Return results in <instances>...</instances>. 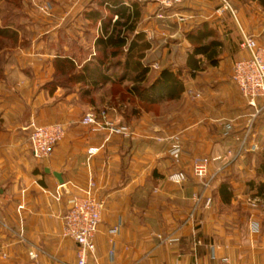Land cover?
Wrapping results in <instances>:
<instances>
[{
  "label": "crops",
  "instance_id": "1",
  "mask_svg": "<svg viewBox=\"0 0 264 264\" xmlns=\"http://www.w3.org/2000/svg\"><path fill=\"white\" fill-rule=\"evenodd\" d=\"M89 1L83 0V3ZM131 3L135 2L126 1L125 5L130 7ZM219 5V0H191L181 6L182 10L171 9L166 20L171 15H179L186 19L185 23L189 19L194 21L184 29V35L195 24L207 22L219 36V30L224 28L219 27L220 16L216 14V10L222 8ZM63 16L62 12L61 18ZM76 16L78 21L83 14L78 18V13L75 16L70 13L66 19L73 20ZM115 20L116 16L112 22ZM138 24L137 32L145 34L144 29L138 30ZM60 32L63 36L64 32L67 33L63 29ZM100 34L99 29L93 38ZM174 35L181 42L182 31ZM93 43L88 46L94 50L93 55L90 52L92 56L95 52ZM182 47L185 50L184 61L177 66L184 68L189 45L183 44ZM41 48L48 51H44L40 55L41 61L35 63L37 68L45 66V71H35L36 81L49 84L51 77L55 76L53 55L50 54L52 49ZM55 48L59 51L61 47ZM153 50L151 44L148 52L156 54L158 62L164 64L160 69L171 67L174 70L176 66L170 47L162 46L160 52ZM147 53L150 81L156 76L157 72L152 68L157 60H149ZM228 53L235 61L247 56L235 46ZM58 54L74 58L72 60L78 66L85 63L84 60L79 63L80 58L70 54L66 46ZM91 55L85 60L88 61ZM11 61L6 59L2 67H6L7 84L10 76L16 78L17 67H24L21 63L16 67ZM225 65L220 53L216 66L205 65L193 76L184 68L187 76L180 98L150 107H143L137 101L135 106H131L128 99L123 101L119 96L103 98L99 104L93 102V96L117 82L116 75H110L109 81L91 94V102L87 106L80 104V94L64 95L60 88L51 93L44 91L43 87L37 88L33 94L29 90L25 96L8 90L0 93V140L18 128L17 122L23 119L24 123L35 125L60 123L65 128L63 141L53 148L46 160H35L28 150V153L23 152L24 155L15 151L11 157L13 163L9 162L10 169L4 170L0 157V264H76V244L64 234V218L70 208V197L61 189L74 193L73 187L86 189L90 184L94 185V194L104 201V206L94 237V252L88 264H226L223 259H228L229 264H264V213L253 212L248 219L238 211L228 218L224 214V208L242 196L254 194L264 199L256 187L258 183H264V177L235 169L233 173L218 171L224 163L222 160L239 164L243 158H238L237 154L253 142L249 143L248 138L244 141L239 139L234 129L239 117L234 113L225 116L219 112V107L212 100L214 93L202 83V79L205 83L209 81L207 75H211L216 84L223 81L224 75L219 78V71ZM127 83L123 80L121 88ZM232 95L239 98L238 92L232 91ZM176 102H179L178 107ZM20 105L29 109L26 117L23 113L17 114ZM113 105L124 117L122 123L135 133L133 137L111 136L106 130L99 131L80 124L87 111L102 106L112 108ZM14 107L15 111H12ZM3 140L0 141V149L6 147ZM21 145L17 143L14 147ZM227 152L234 154L235 158H226ZM200 157L210 159L208 174L215 175L209 190H204L192 173L193 161ZM178 172H183L187 180L177 185L169 182L168 176ZM53 173L61 175L62 185ZM223 181L231 189L229 205L222 204L219 197L218 187ZM59 191L61 196L57 197ZM194 196H200L201 201L195 203ZM207 198L213 202L210 210L204 207ZM193 211L196 214L195 234L193 225L186 223V218ZM238 216L243 221V235L237 229ZM250 219L260 226L259 233L249 232L247 223ZM158 236L173 237L177 242L168 245Z\"/></svg>",
  "mask_w": 264,
  "mask_h": 264
},
{
  "label": "rangeland",
  "instance_id": "2",
  "mask_svg": "<svg viewBox=\"0 0 264 264\" xmlns=\"http://www.w3.org/2000/svg\"><path fill=\"white\" fill-rule=\"evenodd\" d=\"M219 2V8L225 4L230 7L228 10H226V12L228 11L227 13L222 12L220 15L219 27L223 26L224 28L222 30H219V37L218 32L215 30V37L219 38V40L224 44V51L222 50L221 56L223 57V59H225L226 65L225 68H222V70L219 71V78H223L222 75H224L225 79L219 82V84L215 83L214 78L211 75H207L209 76V81H207L206 83L205 80L203 81L202 78L200 79H202V83L204 85H207V87H209V89L214 93L212 100L213 103H215L216 106L219 107V112L221 111L223 114H225V116L234 113L236 114L235 117H239L235 122L234 128L238 133L239 139H241V141H244L246 138H248L250 140L249 143L253 141L251 144H247L245 149L241 150V152L237 154L238 158H243V160L239 162V164H234L232 163V161L229 162L228 160V162L226 163V159L222 160V162L224 163L219 166V172L223 170V174L233 173V169H235L240 172L257 173L259 169L263 171L264 167V111L256 114L255 109L248 106L246 100L243 99L238 89H236L230 81L232 64L233 62H235V58H233L232 55H229L228 50L230 48H234V46H237L233 41L230 40V37L228 35L235 34V32L238 33V31H243L246 35L254 38L259 44L264 46V6H261L257 1L253 0H219ZM89 4H93L92 7H95V4L97 3H94L93 0L84 3L83 0H0V28L8 27L11 31H14L16 33V37L14 39L1 40L0 93H4L8 90L9 93L15 91L18 95L25 96L30 93L29 90H31V93L33 94L35 92V89L37 90V88L39 89L43 87L44 91L48 93H51L53 91L55 92L57 88H60V93L63 92L64 95L74 92L79 95V93L76 91L78 90L77 88H73L71 89V92H68V88L61 87L63 79H61V77H51V81L49 84H46L47 81L45 83H43V81L41 80L36 81L37 77L35 71H42V73H44L45 66L43 67V69L37 68L38 64L36 65L35 61H41L40 55L45 53L44 51H48L47 48L45 50V48L43 49L41 48V46H46L49 49L53 50H50V54L53 55H51V60L53 61V57L55 56V54L57 53L56 56L59 55V51L62 50L65 46L68 48L70 54L74 53L76 54L75 57L81 58L83 60L87 59L86 56L87 54H90V52H92L93 55L94 50H90L88 46H91V43L94 41L95 38L93 37H95L96 33L100 29V24H94V22L86 21L83 16L80 17V15L89 13L90 10L93 9L88 6ZM176 8L178 10H182L181 7H174L172 9ZM139 10L141 13V18L138 24V30H145V39L153 45L154 52H160L162 46L170 47V51H173V62L176 66L174 67V71H181L183 74L182 78L184 80L185 76H187L185 70L181 68V66L177 65L182 64L184 61L185 50L182 45H189L190 47L189 42L185 39V35L183 34L184 29H188V27L191 25V22L193 23L194 21H190L189 19L187 23H185L186 19L184 18V21L179 23L175 15H171V17L167 20H159L158 18H156L158 9L155 6L148 4H142L141 6H139ZM62 12L64 13L63 18H61ZM70 13L74 16L78 13V18L80 17L79 20H76L77 16L73 20L71 18L70 20L66 19V17L69 16ZM66 14L68 15L66 16ZM76 24H78L79 26ZM62 29L67 32H64V36L61 34V32L59 33V31H61ZM76 29L79 30L76 31ZM181 31L182 39L180 38L181 42H179V38L175 39L174 34L179 32L181 33ZM172 41L178 42L171 43ZM57 46H59V48L61 47L59 51H57L55 48ZM147 56L149 60H151L152 58L154 61L155 59L157 60L156 62L153 61L155 64L151 62L152 64H154L152 68L153 71L158 72L160 70V67L164 66V64H160L158 62V59L156 58L157 55L154 53L152 54L151 51L147 53ZM8 58L10 59V61L12 60L11 62H13V65H15L16 67L17 65H19V63L24 66L23 68L17 67L16 78L14 79L12 78V76H10L9 84H7L8 76L6 75V67L4 66V68H2L3 62ZM18 72H22L20 73L21 78L18 77ZM126 85H129V83H127ZM232 91L238 92L239 98H236V95H232ZM118 96L121 98L122 96L124 97L121 87L107 86V88H103L99 92V94L93 96L94 98L92 99L93 102L99 104V102L103 98L108 99L109 97H111L114 99ZM195 97H197V95ZM78 98H80V96ZM90 99L91 98H81L78 100L80 104L87 106L89 102H91ZM128 103L131 106L136 105L135 99L128 100ZM178 103L179 102L175 103L176 107H178ZM5 104H7L6 101ZM9 104L11 103L9 102ZM13 105L17 107L16 103H13ZM15 107L12 111H15ZM116 108L117 107H115V105H113L112 108H110L109 106H102L100 108L96 107L93 110L87 111L84 114L83 118L88 113H95L98 115L101 111H106L109 120L119 123L122 126H126L121 121L124 120V117ZM257 108L259 109L260 105H258ZM28 110V108H24L20 105L16 112L19 116L23 113V116L26 117V115L29 114ZM178 110L179 109L177 108V113ZM2 114L3 112H1V115ZM24 120L25 119H23V121L21 122H17L18 128H15L10 133H7L8 136H6L4 139L6 141V147H2L0 149V157L1 160H3L4 170L10 169V163H13L11 157L14 156L15 151L21 155L25 154L23 153L24 151H26V153H28V151L31 153L28 137L30 132L29 127L33 123H29L27 121H25L24 123ZM226 123L227 122L225 121L224 124ZM52 124L60 123H51L46 125ZM46 125L42 124L38 126ZM127 128L131 131L130 138L133 137L135 133L129 126ZM3 134L4 133H2V135ZM2 140L3 138L1 137L0 141L2 142ZM17 143H21L22 145L14 147V145ZM254 145H256V148L254 147ZM229 153L230 152L226 153V158L228 159L230 157H233L234 155L230 153V155L228 156ZM252 195L254 194L242 196V198L236 199L233 203L231 202L232 204L230 207H223L225 209V216L227 215L226 217L228 218V216L230 217V214H232L234 211H238L242 216H247L248 219L250 214L252 215L253 212H255L256 214L264 213V199H262L263 197ZM253 199L256 200L255 204L254 202H251ZM236 219L239 223L237 228L240 231L239 234L243 235L244 226L242 218L240 219L238 216ZM191 223L193 222H188V224ZM192 227L193 234H195V227ZM247 227L249 229V232L251 231V233L260 232V226L256 223V221H253L251 219L248 221ZM158 237H160L159 240L164 239L161 236Z\"/></svg>",
  "mask_w": 264,
  "mask_h": 264
},
{
  "label": "trees",
  "instance_id": "3",
  "mask_svg": "<svg viewBox=\"0 0 264 264\" xmlns=\"http://www.w3.org/2000/svg\"><path fill=\"white\" fill-rule=\"evenodd\" d=\"M93 1L97 3L96 6L92 7L93 4H89L88 6L93 9L89 13H84L83 17L86 21L100 24L101 34L93 43L94 56L90 53V59L84 60L85 63L78 66L74 63V58L57 55L54 58V77L63 78L61 87L68 88V92L77 88L82 98H90L91 94L99 91L109 81L110 75H116L117 82L111 83L112 87H121L123 80L129 83L121 88L123 101L135 99V102L146 107L178 100L185 89L181 71L164 67L149 81L150 62L146 61V53L151 49V44L145 39L143 32H137L141 16L139 6L144 3L134 1L135 3L127 7L125 2L130 0ZM253 1L264 6V0ZM170 11L172 10L167 9L163 13L166 16ZM114 16L116 20L112 22ZM215 35V29L207 22L195 24L185 34L190 47L186 53L184 68L190 75L193 76L194 72L202 70L205 65L213 67L218 64L224 44ZM15 37L16 33L8 27L0 28V45L1 40ZM229 37L239 48L242 42L241 32H235ZM88 56L89 54L86 58ZM81 60L83 59L80 58L79 63ZM257 176L264 177V167L263 171L259 169ZM256 187L258 194L264 196V183L260 182ZM218 193L221 203L229 205L232 193L226 181L220 184Z\"/></svg>",
  "mask_w": 264,
  "mask_h": 264
},
{
  "label": "built area",
  "instance_id": "4",
  "mask_svg": "<svg viewBox=\"0 0 264 264\" xmlns=\"http://www.w3.org/2000/svg\"><path fill=\"white\" fill-rule=\"evenodd\" d=\"M138 3H144L155 6L158 9L156 18L164 20L167 16L163 11L174 7L189 3L191 0H133ZM230 7L225 4L221 9L216 10L217 15H221L224 10ZM169 16L168 18H170ZM181 23L184 17L175 15ZM241 32L242 42L239 45L240 50L246 52L247 56L236 60L232 65L231 81L237 87L240 95L246 100L248 106L255 109L258 114L264 111V46L259 44L254 38ZM260 105L258 109L257 106ZM81 125L91 127L93 129L108 131L111 136H120L129 138L131 131L119 123L108 119L107 112L101 111L98 115L88 113L81 121ZM28 141L32 157L37 161H43L50 157L53 148L59 144L64 136L65 129L60 124H52L46 126H38L31 124ZM230 153L228 154V156ZM210 159L207 157L196 158L192 164L193 176L199 181L204 190L211 188L212 181L215 175L209 176L208 167ZM219 171V170H218ZM169 182L177 185L187 180L183 172H178L169 175ZM74 188V193L69 189L63 188L62 193L68 195L69 211L64 218V234L67 238L76 244V264H88L89 257L94 252V237L97 233L98 226L101 223V213L104 206V201L99 199L94 194V185L90 184L86 189ZM57 197L61 196V191L57 192ZM200 196H194L193 201L199 203ZM251 202H256L253 199ZM206 210L212 207V201L207 198L204 202ZM196 214L194 211L187 217L188 222L194 226ZM195 227V226H194ZM160 238V237H158ZM162 242L173 245L177 239L167 237L161 239ZM223 262L229 264L228 259H223Z\"/></svg>",
  "mask_w": 264,
  "mask_h": 264
},
{
  "label": "water",
  "instance_id": "5",
  "mask_svg": "<svg viewBox=\"0 0 264 264\" xmlns=\"http://www.w3.org/2000/svg\"><path fill=\"white\" fill-rule=\"evenodd\" d=\"M46 172L49 173V170L46 169ZM53 176L57 179V181L59 182V184H63V180L61 178V175L58 173H53Z\"/></svg>",
  "mask_w": 264,
  "mask_h": 264
}]
</instances>
